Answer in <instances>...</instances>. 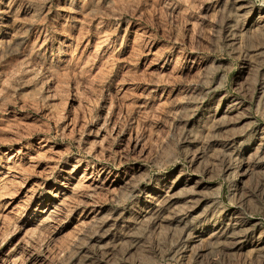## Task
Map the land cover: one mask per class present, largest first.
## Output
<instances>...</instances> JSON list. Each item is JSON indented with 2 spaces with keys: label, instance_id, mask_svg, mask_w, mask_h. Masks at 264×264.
Here are the masks:
<instances>
[{
  "label": "rangeland",
  "instance_id": "obj_1",
  "mask_svg": "<svg viewBox=\"0 0 264 264\" xmlns=\"http://www.w3.org/2000/svg\"><path fill=\"white\" fill-rule=\"evenodd\" d=\"M0 264H264V0H0Z\"/></svg>",
  "mask_w": 264,
  "mask_h": 264
},
{
  "label": "bare ground",
  "instance_id": "obj_2",
  "mask_svg": "<svg viewBox=\"0 0 264 264\" xmlns=\"http://www.w3.org/2000/svg\"><path fill=\"white\" fill-rule=\"evenodd\" d=\"M204 232V231H203Z\"/></svg>",
  "mask_w": 264,
  "mask_h": 264
}]
</instances>
